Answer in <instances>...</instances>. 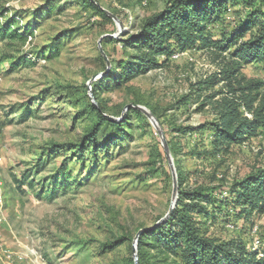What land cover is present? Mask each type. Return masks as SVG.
Wrapping results in <instances>:
<instances>
[{
    "label": "rangeland",
    "instance_id": "374dc122",
    "mask_svg": "<svg viewBox=\"0 0 264 264\" xmlns=\"http://www.w3.org/2000/svg\"><path fill=\"white\" fill-rule=\"evenodd\" d=\"M91 1L122 21H107L84 0H0V24L14 18L35 34L26 45L0 42V264H132L135 236L166 215L173 191L161 139L148 119L132 115L134 104L158 117L171 161L180 163L182 190L217 188L229 196L228 188L264 166V135L214 154L205 132L177 131L214 120L210 108L201 107L195 84L221 67L200 49L174 54L163 68L129 81L105 84L98 101L114 122L128 120L127 135L104 149L100 136L99 149L90 147L88 88L93 94V85L109 73L107 61L115 67L133 54L105 38L139 35L145 20L175 0ZM242 2L246 16L264 6L256 0L248 9L249 0ZM242 74L264 80L256 63ZM25 107L29 116L22 118ZM62 145L75 148L57 149ZM58 172L54 191L51 178ZM25 173L31 178L20 189L16 181ZM198 219L204 234L251 246L257 228L264 246V212L231 219L234 228L212 210ZM120 237L123 244L106 249ZM136 252L138 258L137 246Z\"/></svg>",
    "mask_w": 264,
    "mask_h": 264
},
{
    "label": "trees",
    "instance_id": "16d2710c",
    "mask_svg": "<svg viewBox=\"0 0 264 264\" xmlns=\"http://www.w3.org/2000/svg\"><path fill=\"white\" fill-rule=\"evenodd\" d=\"M84 1L104 19L111 21L94 2ZM242 1L175 0L162 12L145 20L139 35L120 40L106 37L105 41H116L123 50H130L133 54L128 55L126 60L118 61L115 67L111 62L109 73L93 85L94 102L90 105L92 126L86 137L87 144L97 151L100 136L105 142L100 149H104L127 135L125 129L128 120L120 123L112 121L98 101V93L105 84H118L136 75L161 69L172 55L189 49L205 50L221 67L218 73L195 84L201 107H209L214 120L177 131L180 134L205 132L203 134L208 137L214 154L228 153L232 147L243 146L252 138L264 135V80L249 79L242 74L245 66L255 63L264 70V6L247 17L244 14L247 9ZM255 2L249 0L251 7L248 9H252ZM3 17L0 12V21ZM19 21L10 18L0 24V42L26 45L29 39L35 37L33 30L20 28ZM252 27H256V31L253 32ZM4 62L9 63L10 60L7 58ZM204 92L207 94L201 96ZM189 97V94L186 95L181 105ZM29 110V107H25L20 116H29ZM129 111L139 119H148L135 108ZM152 114L159 120L154 112ZM167 142L173 154L171 144ZM61 148L74 149L75 146L57 147ZM161 151L171 171L162 144ZM173 163L179 186L177 205L165 223L156 225L162 216L152 227L143 228L146 232L137 242L138 264H264V246L255 250L251 244L210 237L202 232L198 219L209 216V210H212V213L224 215L226 223H231L229 227L234 228L233 219L245 221L254 211L264 212V166L228 188L229 196H225L222 189L217 188L204 189L199 186L191 191L182 190L184 178L179 170L180 163L174 157ZM37 171L39 173V166ZM60 175L61 172H58L51 178L54 191L61 181ZM30 178L25 173L23 180L16 181L18 187L22 189ZM124 241L125 238L120 237L107 242L105 247L115 249Z\"/></svg>",
    "mask_w": 264,
    "mask_h": 264
},
{
    "label": "water",
    "instance_id": "95a60500",
    "mask_svg": "<svg viewBox=\"0 0 264 264\" xmlns=\"http://www.w3.org/2000/svg\"><path fill=\"white\" fill-rule=\"evenodd\" d=\"M105 13L110 17L112 18L115 22H117L119 24L120 20L115 16L113 15L112 13L108 12V11H105ZM111 38H114V39H117L116 36H111ZM99 48L101 49V44H99ZM101 54L103 55L104 58H106V55L105 53L101 50ZM107 59V58H106ZM110 62L107 61V67H108V71H110ZM103 75V74H102ZM96 78L92 79L89 83V86L91 85V83L93 81H95ZM89 89V95H90V98L92 99V101L94 102V97H93V94L91 92V89L90 87L88 88ZM130 107V106H128ZM127 107V108H128ZM134 108L138 111H141L150 121V123L152 124V126L156 129L160 139H161V144H162V147L166 153V157L169 161V164H170V167H171V172H172V180H173V191H172V200H171V204H170V207H169V210L168 212L166 213V215L156 224L157 226L165 223L173 214V211L177 205V201H178V196H179V186H178V178H177V173H176V170H175V167H174V163H173V159L171 161V152H170V148H169V145H168V142L166 140V137H165V134H164V131H163V128L158 124L157 122V119L155 118V116L150 112L148 111L146 108L144 107H141V106H134ZM125 112V111H124ZM112 121H118L114 118H111ZM146 232V229H142L138 232V234L135 236L134 238V242H133V248H134V253H133V257H134V264H138V258H137V252H136V246H137V242L140 238V236Z\"/></svg>",
    "mask_w": 264,
    "mask_h": 264
},
{
    "label": "built area",
    "instance_id": "2783aa9c",
    "mask_svg": "<svg viewBox=\"0 0 264 264\" xmlns=\"http://www.w3.org/2000/svg\"><path fill=\"white\" fill-rule=\"evenodd\" d=\"M0 203H2V199L0 197ZM232 228V227H231ZM253 242H252V248L255 250H258L259 248L263 247L262 241L259 239L257 236V228L254 229L253 231ZM10 257V256H9Z\"/></svg>",
    "mask_w": 264,
    "mask_h": 264
}]
</instances>
